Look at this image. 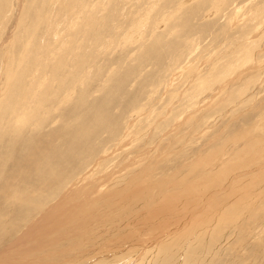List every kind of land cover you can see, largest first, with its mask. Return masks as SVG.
Instances as JSON below:
<instances>
[{
    "label": "rangeland",
    "instance_id": "1",
    "mask_svg": "<svg viewBox=\"0 0 264 264\" xmlns=\"http://www.w3.org/2000/svg\"><path fill=\"white\" fill-rule=\"evenodd\" d=\"M29 1L22 0L19 9L20 0H0V15H4L0 34L3 38L14 32L16 39L10 44V52L20 42L25 44L27 60L18 76L24 86L28 85L26 74L31 78L36 68L51 77L46 85L35 80L37 83L31 85L35 97L25 102L18 100L16 104V88L7 104L8 112L4 111L11 118L13 111L14 116L22 115L25 125L18 132L0 135V215L5 210H10L7 217L11 220L25 215L44 194L46 198L62 189L61 180L73 187L89 170L100 185L109 189L119 177L123 181L139 170L147 172L140 188H148L147 179L157 185L173 174L170 180L176 185L178 175L190 173L191 164H196L194 170L203 161L211 163L212 153L218 148L229 152L228 143L264 116V10L258 16L254 10L264 0H88L101 6L97 11L90 9L92 22L87 26L82 21L84 16L77 20L65 35V40H70L68 46L55 52L47 51L56 42L48 31L56 27L66 31L72 16L70 7L78 0L59 1L61 5L51 14L46 0ZM179 4V12L168 19ZM72 11L75 13L76 7ZM138 16L146 18L142 37L130 27ZM30 18L34 19L29 24ZM24 26H31L32 32ZM240 49L243 56L238 58ZM228 63L236 68L214 80L212 77ZM239 91L244 94L240 98L236 96ZM36 179L54 184L49 190L50 186L46 190L41 187L42 193L32 202H20L16 198L20 189L26 192ZM256 187L264 193V183ZM5 193L10 199L4 197ZM255 198L262 208L251 219L243 218L242 211L233 216L235 206L220 204L221 198L206 203L204 211H212L205 212L204 219L211 221L209 228L215 237L211 239L208 234L195 238L194 234L175 238L161 251L157 247L148 262L264 264V198L261 194ZM124 204L129 206L130 202L124 200ZM223 207H227L224 215H231L221 216L219 223L218 210ZM176 222L173 219L168 224L175 226ZM157 236L144 233L136 237L129 247L117 250L110 264L127 260L133 264L134 256H138L134 260L137 262L141 249L139 252L136 246L146 245ZM65 257L67 262L63 264L93 261L71 262L69 255Z\"/></svg>",
    "mask_w": 264,
    "mask_h": 264
},
{
    "label": "bare ground",
    "instance_id": "2",
    "mask_svg": "<svg viewBox=\"0 0 264 264\" xmlns=\"http://www.w3.org/2000/svg\"><path fill=\"white\" fill-rule=\"evenodd\" d=\"M21 1L22 0H20L19 9L23 5V2ZM32 1L33 0L29 2ZM59 1L62 2V0L45 1L51 6L50 14L52 13V9L55 10L61 5L58 3ZM181 4L183 5L184 2ZM181 4H179L175 10L173 8L174 11L168 14V19L173 18L174 15L177 14L176 12H179L182 7ZM74 7H76L75 13L72 11ZM98 7L100 8L101 6L97 2L92 3L88 0H78L74 3V5L70 7L72 16L69 17V21L66 24V31L63 33L62 29H59V27L58 29L56 27L48 31V34L56 42H54L53 46H49L47 51L55 52V50H61L63 46H68L70 40H65V37H67L65 35L68 34V31L70 33L73 30L76 21L83 16L82 21L87 22V26H89V23L92 22L90 21V16L92 15L91 11H97L96 9H98ZM257 8V10H254L256 11L255 14L258 16L264 10V1ZM150 13L148 11V15ZM23 14H25V12ZM3 16L2 14L0 15V28L2 26ZM26 17L28 20L30 16L27 14ZM33 19L34 18H32V20ZM30 20L31 18L29 21ZM143 23L146 24V18H140L138 16L137 18L135 17L134 22L130 24L133 31L140 37L143 36L146 29V26H144ZM55 24L56 23H54V25ZM59 24L60 23L57 25ZM27 27L28 26H24V29H28L29 31V27L31 29V26ZM30 31L32 32V29ZM10 34L11 33H8L3 38L0 34V135L2 132L6 134H9V131L18 132L20 126L23 125L22 121L24 117L22 115L16 114L14 116L13 111V117L11 118L7 117L8 115L4 112L8 109L7 104L11 100L10 98L13 96L16 88V104L18 100L25 102L31 100L29 98L35 97L32 95V92L35 91L33 88L35 87L32 88L33 90L31 89V85L37 83L34 82L35 80L37 81V79H39L38 82L41 81L46 85L48 76L51 77L50 73H42L36 68L32 72L31 78H29L28 74L24 72L28 79V85H23V80H20L18 76L20 77L21 70L22 68L24 69L27 60L23 48L25 44L20 42L18 48L13 50V52H10V44L14 41V38L16 39L15 36H12L15 35L14 32L11 35ZM126 36H129V34ZM23 38L25 39V37ZM21 40L22 39H20V41ZM106 44L109 45L111 42L106 41ZM71 46L73 45L71 44ZM68 48L70 49V47ZM236 56L238 58L242 57L243 50L240 49L236 53ZM234 63L236 64V62ZM235 66H233L232 63H228L212 78L214 80L218 77L222 78L226 72L232 70ZM205 84H209V82L206 81ZM242 88L244 89V87ZM40 93L42 94V92ZM237 94L238 95L236 96L239 98L244 95L242 91H239ZM13 104L14 103H12V105ZM14 106L15 105H13V107ZM24 111H26V109H24ZM35 116L36 114H34V117ZM4 122H6V124H4ZM13 127H15V129ZM263 131L264 116H261L260 120L257 121L254 127H251L249 130L241 131V133L237 134L235 137L232 136L234 137V142H229L231 144L228 143L227 145L229 152L222 148H218L215 150V153H212V159L214 160L211 163L203 161L199 164L198 168L194 170L192 169L195 168L196 164L190 163L192 165L188 167L190 173L185 174L186 176L184 174L178 175L180 181H178L179 183L176 185L171 181L174 179H171L172 175L168 174L169 176L167 178L159 180L161 184L154 185L151 180L149 181L147 179L146 186L148 188H140L141 182L147 174V172L142 170L135 171L130 177L123 181H121V177H119L118 180L120 179V181H115L112 185L114 188L112 189L100 185L102 183L99 182L100 180H95L96 178H94V175L92 176L91 170L83 173L73 184V187L72 185L70 186L67 184L64 179L61 180V182L59 181L60 184H63L62 189L60 188L61 190L59 189L60 191L58 190L56 193H51V195L46 198L44 194L42 199H39L30 205L32 208L27 210L25 215H21L14 220L7 217L8 214H11L10 210L8 211L9 213L5 210L4 215H0V264H63L65 261L67 262L65 255L70 256L69 260L71 262L93 259V261H89V264H110L112 261L109 262V259L116 255L119 248L124 245L129 247L128 245L133 243V240L136 237H141L144 233H151L155 235L157 234L158 236L151 242H147L146 245L143 244L136 246L138 247V251L141 249V252L139 251V260L134 262L138 256L132 258L133 264H149L151 262H148L149 258L154 254L156 255V248L158 247V250H160L161 247L162 249L165 248L166 243H172L171 240H174L175 238L178 240V238H183L185 236L191 237L194 236V234H196L195 238H199L200 236L207 237L208 234L211 239L214 238L215 235L213 236L212 228H209V226H212L211 221H206V219H204L205 212L212 211L210 208L207 211H204L202 207L206 203L209 204L210 202H214L215 199L221 198L222 200H220V204L227 203L230 207L232 205L235 206L231 211L233 216L239 215V212L241 214L242 211V217L244 218L243 215H245V218L247 216L249 219H251L254 214L260 212V209L262 208L260 203H255V197L261 194L262 199L264 198L262 188L261 191H258L259 187H256L257 185L261 186L264 183ZM235 149L237 150L231 153L232 150ZM53 175H56V173ZM103 176L108 178L109 175L104 174ZM172 177H174V174ZM44 179H36L33 182L34 184L29 186L26 192L24 189H20V194L16 198H18L20 202H32L35 199L36 194L39 192L42 193L43 190H41V187L46 190V186H50V188H48L49 190L51 189V185L54 184L51 181L54 178L47 181H44ZM188 179L190 180L188 181ZM165 180L169 181L172 185L166 183ZM57 188L58 187L52 189V191H55ZM5 190L7 191L8 189ZM253 194L255 195L253 196ZM3 195L6 197L8 194L5 193ZM198 195H201V197L198 198ZM160 196L164 197L159 200L158 197ZM115 197L116 199H114ZM124 200H128L130 205L126 206ZM226 208L227 207H223L221 208V211L218 210L219 218L224 215ZM214 211L213 213L216 212ZM231 212H228L226 215H231ZM215 214L218 216L217 213ZM226 215L223 217L225 218ZM173 219L177 221L175 223L176 225L170 226L168 221H172ZM221 219L222 218H220L219 223H221ZM204 222H206L205 224L207 226ZM231 222L233 221L231 220ZM232 226L234 225H231V227ZM247 226L248 223L246 224V227ZM246 231L243 232L244 235ZM239 233L241 232L239 231ZM241 236L243 237V235ZM245 236L243 238H245ZM100 239L104 240L101 242L99 241ZM131 247L132 245L130 248ZM153 249L155 250L153 251ZM94 253L97 255L92 256ZM182 254H184V251H182ZM102 256H106L105 259L102 260ZM156 261L153 262L156 263ZM130 262L131 260H127L120 264H130ZM162 263L163 261H161V264Z\"/></svg>",
    "mask_w": 264,
    "mask_h": 264
}]
</instances>
